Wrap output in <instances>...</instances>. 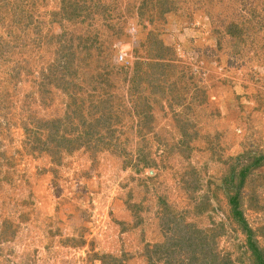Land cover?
I'll return each mask as SVG.
<instances>
[{
	"label": "rangeland",
	"instance_id": "obj_1",
	"mask_svg": "<svg viewBox=\"0 0 264 264\" xmlns=\"http://www.w3.org/2000/svg\"><path fill=\"white\" fill-rule=\"evenodd\" d=\"M5 1L0 264H264V0Z\"/></svg>",
	"mask_w": 264,
	"mask_h": 264
},
{
	"label": "trees",
	"instance_id": "obj_2",
	"mask_svg": "<svg viewBox=\"0 0 264 264\" xmlns=\"http://www.w3.org/2000/svg\"><path fill=\"white\" fill-rule=\"evenodd\" d=\"M1 1V0H0ZM19 1L20 0H14V2H13V4H14V6L15 5H21V3L19 4ZM21 1H23V0H21ZM64 2H66V3H68L69 5H71V6H74V7H76V5H77V7H78V5H79V3H75V4H73V3H71V2H69V1H67V0H63ZM73 1V0H72ZM5 5H0L1 6V9H5V8H7V6H9L10 4H7L6 3V1H5V3H4ZM70 7V6H69ZM161 14H162V12H161ZM26 19L29 21V19H28V17H26ZM23 20V19H22ZM30 23H32L31 21H30ZM26 27H28V25H26ZM240 28V27H239ZM231 29H234V27L232 26L231 27ZM235 30V29H234ZM235 32L236 33H234L233 35H235V36H238V37H240V35L238 34V33H240L241 35H242V32H243V30L240 28L239 30H238V32L235 30ZM88 52V51H87ZM87 60V59H86ZM135 116L136 117H138L139 119H140V121L141 122H143L147 117L144 115V111H138V112H136V114H135ZM144 119V120H143ZM114 133H116V130L114 131ZM116 135V134H115ZM145 142H146V140H145ZM114 143H118V142H114ZM141 143V142H140ZM141 161H143L144 162V164H145V166H147L149 163H152V164H150V165H153L154 163L153 162H149L147 159H141ZM151 168V167H150ZM246 170V169H245ZM242 175V174H241ZM243 175H244V173H243ZM231 203H232V205H233V211L234 210H236L238 207H239V205H240V199H239V197H237V196H234V197H231ZM239 214H241V213H239Z\"/></svg>",
	"mask_w": 264,
	"mask_h": 264
}]
</instances>
